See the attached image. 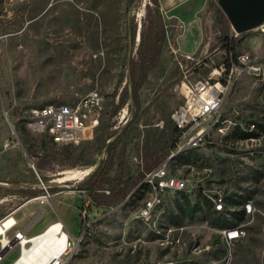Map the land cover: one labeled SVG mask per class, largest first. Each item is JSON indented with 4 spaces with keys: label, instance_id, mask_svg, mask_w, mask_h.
I'll use <instances>...</instances> for the list:
<instances>
[{
    "label": "rangeland",
    "instance_id": "1",
    "mask_svg": "<svg viewBox=\"0 0 264 264\" xmlns=\"http://www.w3.org/2000/svg\"><path fill=\"white\" fill-rule=\"evenodd\" d=\"M158 1L165 24L161 65L147 72L139 89L137 120L128 124L135 112L132 102L127 122L117 124L118 111L128 101L111 113L129 78L123 58L126 53L136 56L151 0H0V219L9 214L18 219L8 235L32 216L24 229L27 235L36 233L44 215L52 222L62 219L72 236L84 229L71 264H264V153L247 152L255 144L264 149V137L252 145L240 142L233 123L256 119L264 125V31L256 26L227 35L213 0ZM134 23L136 34L130 43L129 25ZM229 36L233 52H250L260 68L239 75L226 95L223 134L214 130L211 144L170 157L169 173L187 179V189L164 191L148 215L142 214L150 197L147 188L117 205L92 204L91 223L85 226L76 189L102 155L100 138L124 130L119 148L125 152L126 171L135 172L141 143H164L170 112L182 102L177 84L183 74L188 70L190 80L207 76L227 57L223 43ZM171 46L193 52L194 58L177 55L179 66ZM94 90L103 95L104 107L99 124L84 139L55 145L45 133L33 134L26 127L22 116L30 108L73 102ZM44 151L55 158H41ZM88 168L92 169L82 179L56 180L65 171ZM217 189L226 195L235 192L232 197L239 201L247 197L255 207L241 220L235 215L239 204L223 212L226 221L236 220L245 230L230 244L222 239L221 228L205 219L206 194ZM43 194H48L43 203L29 201ZM184 196L191 204L199 201L192 218L176 206V201L184 204ZM3 253L0 264H9L19 248H3Z\"/></svg>",
    "mask_w": 264,
    "mask_h": 264
},
{
    "label": "built area",
    "instance_id": "2",
    "mask_svg": "<svg viewBox=\"0 0 264 264\" xmlns=\"http://www.w3.org/2000/svg\"><path fill=\"white\" fill-rule=\"evenodd\" d=\"M213 1L218 3V0ZM258 27L264 31V22H261ZM230 30L231 32L234 31L231 25ZM172 51L179 66H181V60H179L177 55L190 60L194 58L193 53L183 52L178 47H172ZM228 59L230 61L229 65L223 61L214 66L207 76L195 80L188 78V70H186L187 72L183 74L177 84L178 91L182 95V102L173 107L170 112V119L177 128L175 147L171 150L169 156L167 155L159 164L144 172L139 185H143L144 188L149 190L150 197L145 202L142 214H149L151 209L159 202L160 194L164 191L187 189V179L169 173L168 162L170 157L190 149L211 144L210 136L214 130L223 134V123L226 119L222 116V107L226 95L239 75L246 71L259 70L260 68V65L255 64V57L248 51L237 54L235 61L232 60L231 55L228 56ZM103 107V95L94 90L84 94L73 102L48 103L34 106L22 117L26 127L33 134L45 133L57 144L76 143L84 139L87 136V132L99 124ZM128 114L129 101L119 109L118 115L115 118L117 124L126 123ZM257 122L256 119H249L244 124L237 121L233 123L242 131L257 132ZM117 126L114 125V127ZM262 137H264V134L238 140L245 143L250 142L252 145V143L259 141ZM227 146L229 145L227 144ZM255 146L247 150V152L250 154L264 153V149L260 145L255 144ZM91 169L81 173L79 179L86 176ZM76 190L79 193L80 199L78 214L83 224L88 226L91 223L89 210L92 207L93 199L85 188L77 187ZM45 191L47 190L45 189ZM98 191L109 192L107 189H99ZM47 196L48 194H43L34 198L43 203L47 199ZM206 197L212 204V209L216 212H226L233 207L226 203V193L220 189L206 194ZM238 206V210L241 209L245 216L252 214L255 210L251 199L241 200ZM58 221L63 228V222L61 220ZM16 224L17 219L13 217L11 229ZM242 225V223H236L235 220L233 225L221 229L222 239L226 244H230L244 235L245 230L242 228ZM25 232L24 228L14 229V232L9 235V239L12 242L11 246L17 245L21 250L22 246L27 245L28 242L24 241L26 239ZM83 233L84 229L74 236L66 232V245L62 254L49 264H71L73 257L78 253L79 242L83 237ZM234 233H236V236L232 237ZM238 233L239 235H237ZM3 256V246L0 245V261L3 259ZM92 264L99 263L95 262ZM138 264L149 263L141 262Z\"/></svg>",
    "mask_w": 264,
    "mask_h": 264
},
{
    "label": "trees",
    "instance_id": "3",
    "mask_svg": "<svg viewBox=\"0 0 264 264\" xmlns=\"http://www.w3.org/2000/svg\"><path fill=\"white\" fill-rule=\"evenodd\" d=\"M132 0H129L131 2ZM153 6L147 4L146 6V20L139 30V43L136 49V56H128V53L124 55V64L127 62L129 64L128 74L129 78L125 81L121 87V92L119 94V100L114 103L111 113H114L127 98L130 100V104H134L135 112L128 122L136 121L137 109L140 106L139 89L142 84L147 79V72L156 67L160 66V56L163 48V42L165 41V29L161 15L159 12V1L151 0ZM211 4V3H210ZM216 9L220 13L219 20L222 23L223 31L228 35L230 32V23L227 20L225 14L221 8L217 5ZM130 31V43L134 42L136 34V24L129 25ZM223 45L228 52L227 57L224 62L229 65L230 61L228 56L231 55L232 60H236L238 52H233V40L229 36L228 40L224 41ZM122 81V74L118 79L115 87L117 92L118 86ZM126 102V101H125ZM169 122V121H167ZM258 131H242L237 126L235 127L234 133L237 139L257 137L260 134H264V125L257 122ZM167 133L164 139V143L157 147L155 145H148L146 141L141 143V153H140V165L139 168L133 172L129 173L126 171L125 164V152L124 149L119 148L120 139L122 136V131L110 133L106 138H100L98 141V146L102 155L100 159L96 162L95 168L89 174L87 180L83 182L79 187L85 188L88 194L93 199V204L100 207L117 205L131 195L135 193L136 190L144 189L143 185H139L144 172L153 168L164 160L169 152L175 147V140L177 136V128L173 121L170 119V123L165 126ZM47 136V134H46ZM49 137V136H48ZM49 142L57 144L49 137ZM178 154V156H180ZM41 158H46L48 160L55 158L54 154L44 151ZM37 167L41 168L42 163L38 161ZM43 179H45L42 176ZM99 189H107L109 192L98 191ZM181 191V190H179ZM235 192L226 195V203L229 205L240 204L241 201L237 198L232 197ZM249 199V198H243ZM242 199V200H243ZM176 206L178 210L185 213L188 217H194L195 213L199 209V201L190 203L187 196H184V204L176 201ZM207 215L205 219L211 226L217 228L228 227L234 224V222H228L225 220L223 212H216L212 210V204L208 201L206 197ZM236 219L241 220L245 215L240 209L235 212ZM168 264V263H167Z\"/></svg>",
    "mask_w": 264,
    "mask_h": 264
},
{
    "label": "bare ground",
    "instance_id": "4",
    "mask_svg": "<svg viewBox=\"0 0 264 264\" xmlns=\"http://www.w3.org/2000/svg\"><path fill=\"white\" fill-rule=\"evenodd\" d=\"M174 0H167L168 3ZM88 169H73L64 172V175L60 176L56 180L59 182L73 179L79 177L81 173L87 172ZM35 198L29 199V201ZM28 201V202H29ZM13 222V217L8 215L0 219V245L3 248H8L11 246V241L7 232L11 230V224ZM239 235V233L237 234ZM66 231L61 227L59 221H53L44 227L42 230L27 235L25 242L27 245L22 246L21 250L19 248V253L17 257L9 264H49L59 258L63 252L66 245ZM236 233L232 235L235 237Z\"/></svg>",
    "mask_w": 264,
    "mask_h": 264
},
{
    "label": "water",
    "instance_id": "5",
    "mask_svg": "<svg viewBox=\"0 0 264 264\" xmlns=\"http://www.w3.org/2000/svg\"><path fill=\"white\" fill-rule=\"evenodd\" d=\"M218 6L236 33L264 22V0H218Z\"/></svg>",
    "mask_w": 264,
    "mask_h": 264
},
{
    "label": "crops",
    "instance_id": "6",
    "mask_svg": "<svg viewBox=\"0 0 264 264\" xmlns=\"http://www.w3.org/2000/svg\"><path fill=\"white\" fill-rule=\"evenodd\" d=\"M181 51H183V49L181 48L180 49ZM184 52V51H183ZM187 52V51H186ZM191 53H193V52H191ZM79 201H80V199H79ZM77 202H78V200H77ZM80 203V202H79ZM17 209V208H16ZM16 209H15V211H16ZM14 212V211H13ZM33 218V216L27 221V222H25L24 224L22 223V224H20L17 228L19 229V228H26L27 227V224L29 223V221L31 220ZM61 221L63 222V220L61 219ZM52 222V218L50 217V216H48V215H44V216H42L41 218H40V220H38V224H36V226H35V231L34 232H38V231H40V230H42L44 227H46L48 224H50ZM17 224H18V219H17ZM63 225H64V227H65V230H66V232H69L70 231V229L67 227V225H65V223L63 222ZM79 233V232H78ZM77 233V234H78ZM76 234V235H77Z\"/></svg>",
    "mask_w": 264,
    "mask_h": 264
}]
</instances>
